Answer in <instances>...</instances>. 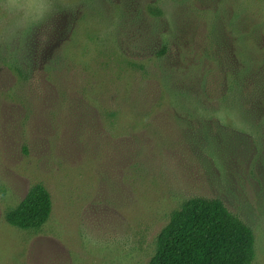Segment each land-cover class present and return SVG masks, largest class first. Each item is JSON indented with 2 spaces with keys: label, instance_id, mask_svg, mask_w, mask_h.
Returning a JSON list of instances; mask_svg holds the SVG:
<instances>
[{
  "label": "rangeland",
  "instance_id": "obj_1",
  "mask_svg": "<svg viewBox=\"0 0 264 264\" xmlns=\"http://www.w3.org/2000/svg\"><path fill=\"white\" fill-rule=\"evenodd\" d=\"M36 183L48 221L11 225ZM192 197L264 264V0H56L0 38V264H150Z\"/></svg>",
  "mask_w": 264,
  "mask_h": 264
},
{
  "label": "trees",
  "instance_id": "obj_2",
  "mask_svg": "<svg viewBox=\"0 0 264 264\" xmlns=\"http://www.w3.org/2000/svg\"><path fill=\"white\" fill-rule=\"evenodd\" d=\"M149 10L161 13L158 7ZM51 211L50 192L36 183L18 206L6 213V220L24 229L39 228ZM254 242L252 228L220 199L192 197L173 212L159 233L150 264H251Z\"/></svg>",
  "mask_w": 264,
  "mask_h": 264
},
{
  "label": "clouds",
  "instance_id": "obj_3",
  "mask_svg": "<svg viewBox=\"0 0 264 264\" xmlns=\"http://www.w3.org/2000/svg\"><path fill=\"white\" fill-rule=\"evenodd\" d=\"M56 0H0V38H18L45 24Z\"/></svg>",
  "mask_w": 264,
  "mask_h": 264
}]
</instances>
